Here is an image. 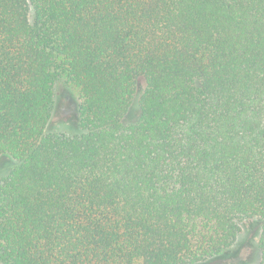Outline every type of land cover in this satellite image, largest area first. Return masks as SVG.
<instances>
[{"label":"trees","instance_id":"obj_1","mask_svg":"<svg viewBox=\"0 0 264 264\" xmlns=\"http://www.w3.org/2000/svg\"><path fill=\"white\" fill-rule=\"evenodd\" d=\"M217 260L264 264V0H0V264Z\"/></svg>","mask_w":264,"mask_h":264},{"label":"rangeland","instance_id":"obj_2","mask_svg":"<svg viewBox=\"0 0 264 264\" xmlns=\"http://www.w3.org/2000/svg\"><path fill=\"white\" fill-rule=\"evenodd\" d=\"M55 98L58 104V114L53 116V123L57 121V119L61 118H70L71 116L74 117V113L79 101V93L75 88L66 87L65 85L59 83L55 87ZM73 133H77L78 130L76 127H72ZM239 254L241 256H247L253 261H256V254L254 255L253 248L250 244H244L241 249L239 250ZM238 254V255H239ZM231 262V260L225 259V263ZM220 260H217L213 263L209 264H219Z\"/></svg>","mask_w":264,"mask_h":264}]
</instances>
